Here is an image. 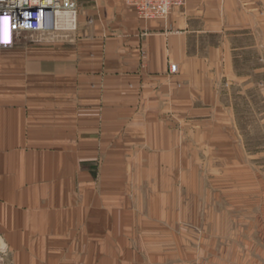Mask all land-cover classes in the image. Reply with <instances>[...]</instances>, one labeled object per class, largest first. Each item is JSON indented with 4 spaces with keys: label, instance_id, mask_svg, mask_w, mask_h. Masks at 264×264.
<instances>
[{
    "label": "crops",
    "instance_id": "1",
    "mask_svg": "<svg viewBox=\"0 0 264 264\" xmlns=\"http://www.w3.org/2000/svg\"><path fill=\"white\" fill-rule=\"evenodd\" d=\"M78 5L69 41L0 48L1 264L157 262L172 219L154 208L189 166L167 116L215 111L229 40H264V0H188L154 20L125 0Z\"/></svg>",
    "mask_w": 264,
    "mask_h": 264
},
{
    "label": "rangeland",
    "instance_id": "2",
    "mask_svg": "<svg viewBox=\"0 0 264 264\" xmlns=\"http://www.w3.org/2000/svg\"><path fill=\"white\" fill-rule=\"evenodd\" d=\"M69 27L22 31L15 41H69L73 31L65 30L76 29L77 17ZM229 42L221 67L211 68L216 110L167 116L188 143L179 145L189 166L179 168L188 170L173 206L154 208V219L172 223L161 224L167 235L153 236V264H264V40L243 35Z\"/></svg>",
    "mask_w": 264,
    "mask_h": 264
},
{
    "label": "built area",
    "instance_id": "3",
    "mask_svg": "<svg viewBox=\"0 0 264 264\" xmlns=\"http://www.w3.org/2000/svg\"><path fill=\"white\" fill-rule=\"evenodd\" d=\"M125 2L136 9L141 19L154 20L167 19L175 9L185 7L188 0ZM78 4L79 0H0V47L13 46L16 34L22 31L38 32L56 28V14L59 11L69 12L76 18ZM174 70L176 66L173 64L171 71Z\"/></svg>",
    "mask_w": 264,
    "mask_h": 264
},
{
    "label": "bare ground",
    "instance_id": "4",
    "mask_svg": "<svg viewBox=\"0 0 264 264\" xmlns=\"http://www.w3.org/2000/svg\"><path fill=\"white\" fill-rule=\"evenodd\" d=\"M57 19V28L58 26H66V25H75L76 18L71 15L69 12L59 11L56 14ZM71 28V27H69Z\"/></svg>",
    "mask_w": 264,
    "mask_h": 264
}]
</instances>
